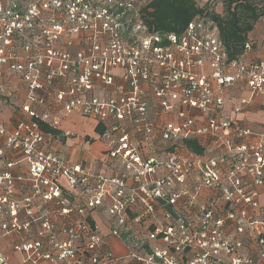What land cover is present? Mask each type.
Here are the masks:
<instances>
[{"label": "built area", "instance_id": "2783aa9c", "mask_svg": "<svg viewBox=\"0 0 264 264\" xmlns=\"http://www.w3.org/2000/svg\"><path fill=\"white\" fill-rule=\"evenodd\" d=\"M152 1L0 0V112L24 118L0 120V264H264V129L235 118L264 87V56L248 42L230 59L215 0H191L206 9L181 34L149 26ZM68 114L101 127L111 174L57 153L41 125Z\"/></svg>", "mask_w": 264, "mask_h": 264}, {"label": "crops", "instance_id": "0c3cea01", "mask_svg": "<svg viewBox=\"0 0 264 264\" xmlns=\"http://www.w3.org/2000/svg\"><path fill=\"white\" fill-rule=\"evenodd\" d=\"M264 18L259 22H263ZM258 25V24H257ZM257 27V26H256ZM255 27V29H256ZM253 34V33H252ZM249 35V39L253 41L254 47L251 52H249V59L256 60L257 58H262L264 56V40L260 38H255ZM4 87L7 90H11L18 97V102L21 103L25 93V89L22 83H17L14 81H8L4 83ZM231 96L234 98L243 97L247 95L246 89L238 90L236 88L231 89ZM230 103L226 104L225 113H230ZM235 118L238 120L240 127L250 128L253 131H258L264 129V87L257 93L250 101V103L243 109L240 115H236ZM24 119L19 111H15L11 108L3 107L0 112V120L4 122L7 126L14 125L17 121ZM173 119V115L165 116V121H170ZM101 127L96 125V123L85 117H79L75 114H68L60 123L58 131L60 132L59 138L56 140L55 148L57 153L61 155L67 161L73 163L81 164L82 166H87L94 172L102 171L106 174H111L112 172L107 169L103 163L105 158V145L103 144L100 135L102 133L96 131ZM64 132H70V136H64ZM204 141H206L204 139ZM2 141L0 139V146ZM14 175H21L26 177V167L19 165L11 169ZM98 226L101 228L102 232H107V222L104 213L96 214L94 216ZM7 242L0 243V246H7ZM109 248L112 249L113 253L116 255H124L126 253L125 247L117 239L109 240ZM20 256L13 254L10 257L9 264H19Z\"/></svg>", "mask_w": 264, "mask_h": 264}, {"label": "trees", "instance_id": "16d2710c", "mask_svg": "<svg viewBox=\"0 0 264 264\" xmlns=\"http://www.w3.org/2000/svg\"><path fill=\"white\" fill-rule=\"evenodd\" d=\"M211 2V0H208ZM218 1V0H216ZM221 12L213 11L211 18L218 25L222 40L230 59L242 55L244 45L253 41L249 39L257 23L264 18V0H220ZM205 9H199L191 0H153L143 12L147 13L149 26L158 32L181 34L186 25ZM44 132L59 135L60 132L41 125ZM96 131H100L98 128ZM185 148L200 155L203 148L195 140H185Z\"/></svg>", "mask_w": 264, "mask_h": 264}, {"label": "rangeland", "instance_id": "374dc122", "mask_svg": "<svg viewBox=\"0 0 264 264\" xmlns=\"http://www.w3.org/2000/svg\"><path fill=\"white\" fill-rule=\"evenodd\" d=\"M204 1H206V0H204ZM219 1L220 0H218V1L215 0V7H216L217 11L221 12V4ZM257 24L258 25H257L256 29L254 30L252 36H254L255 38L257 37V38L264 40V20L262 23L258 22Z\"/></svg>", "mask_w": 264, "mask_h": 264}]
</instances>
